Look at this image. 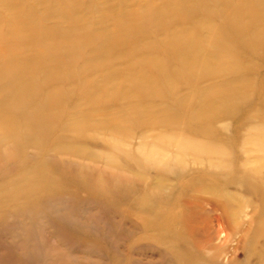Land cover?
Masks as SVG:
<instances>
[{"label":"rangeland","instance_id":"rangeland-1","mask_svg":"<svg viewBox=\"0 0 264 264\" xmlns=\"http://www.w3.org/2000/svg\"><path fill=\"white\" fill-rule=\"evenodd\" d=\"M0 264H264V0H0Z\"/></svg>","mask_w":264,"mask_h":264},{"label":"bare ground","instance_id":"bare-ground-1","mask_svg":"<svg viewBox=\"0 0 264 264\" xmlns=\"http://www.w3.org/2000/svg\"><path fill=\"white\" fill-rule=\"evenodd\" d=\"M256 3H258V1H256ZM178 9L176 10V14L179 16L181 14V8L177 7ZM161 19V18H160ZM155 25V24H154ZM135 29V28H134ZM137 33V32H136ZM178 45H183L182 44V40L177 42Z\"/></svg>","mask_w":264,"mask_h":264}]
</instances>
